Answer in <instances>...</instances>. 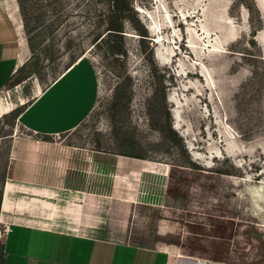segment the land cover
<instances>
[{
	"label": "rangeland",
	"instance_id": "1",
	"mask_svg": "<svg viewBox=\"0 0 264 264\" xmlns=\"http://www.w3.org/2000/svg\"><path fill=\"white\" fill-rule=\"evenodd\" d=\"M0 6V39L14 35L24 50L0 91V105L13 109L0 116V197L12 141L28 136L18 115L85 61L96 73V102L57 141L169 167V231L153 243L264 264V0ZM115 22L122 32L108 34Z\"/></svg>",
	"mask_w": 264,
	"mask_h": 264
},
{
	"label": "crops",
	"instance_id": "2",
	"mask_svg": "<svg viewBox=\"0 0 264 264\" xmlns=\"http://www.w3.org/2000/svg\"><path fill=\"white\" fill-rule=\"evenodd\" d=\"M23 51L14 35L0 39V91ZM96 97V73L79 61L18 115L28 136L12 141L2 186L0 224L10 231L0 264H231L153 243L170 226L168 166L57 141L82 123Z\"/></svg>",
	"mask_w": 264,
	"mask_h": 264
},
{
	"label": "trees",
	"instance_id": "3",
	"mask_svg": "<svg viewBox=\"0 0 264 264\" xmlns=\"http://www.w3.org/2000/svg\"><path fill=\"white\" fill-rule=\"evenodd\" d=\"M113 2V0H111ZM118 1V0H116ZM114 3H115V0H114ZM116 24H111L109 25L107 31L110 32L108 34H111V35H118L117 33H121L122 32V28H121V24L120 23H117L115 22Z\"/></svg>",
	"mask_w": 264,
	"mask_h": 264
},
{
	"label": "bare ground",
	"instance_id": "4",
	"mask_svg": "<svg viewBox=\"0 0 264 264\" xmlns=\"http://www.w3.org/2000/svg\"><path fill=\"white\" fill-rule=\"evenodd\" d=\"M12 110L13 109L10 107H3V105H0V116H3L5 114L9 113Z\"/></svg>",
	"mask_w": 264,
	"mask_h": 264
},
{
	"label": "built area",
	"instance_id": "5",
	"mask_svg": "<svg viewBox=\"0 0 264 264\" xmlns=\"http://www.w3.org/2000/svg\"><path fill=\"white\" fill-rule=\"evenodd\" d=\"M9 231H10L9 227L3 225V230L2 232L0 231V245H1V238L3 237L4 234L8 233Z\"/></svg>",
	"mask_w": 264,
	"mask_h": 264
}]
</instances>
